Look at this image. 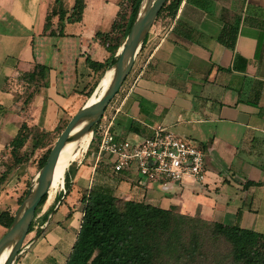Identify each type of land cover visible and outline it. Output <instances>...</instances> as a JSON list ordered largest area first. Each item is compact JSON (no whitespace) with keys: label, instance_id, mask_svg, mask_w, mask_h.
Returning <instances> with one entry per match:
<instances>
[{"label":"crops","instance_id":"0c3cea01","mask_svg":"<svg viewBox=\"0 0 264 264\" xmlns=\"http://www.w3.org/2000/svg\"><path fill=\"white\" fill-rule=\"evenodd\" d=\"M61 1L63 20L53 15L46 29L55 0H0V190L4 185L16 202L29 167L14 164L8 145L21 125L52 132L84 105L106 70L92 69L86 59L103 62L109 56L98 33L110 30L118 0H94L93 20L113 16L105 30L87 27L89 0L78 21L67 20L75 0ZM234 16L240 17L239 29L229 49L218 35ZM53 37L60 41L46 57L43 48ZM36 64L46 66L44 80L23 78ZM79 78L86 80L82 87ZM110 103L117 109L113 130L119 138L140 140L165 126L203 148L204 179L185 182L181 190L160 185V192L145 193L123 175L110 183L104 164L93 174L94 157L83 156L69 192L48 191L38 213L40 230L30 231L16 264L65 262L87 188L264 233V0H183L174 19L153 22ZM84 162L88 174L79 168Z\"/></svg>","mask_w":264,"mask_h":264},{"label":"trees","instance_id":"16d2710c","mask_svg":"<svg viewBox=\"0 0 264 264\" xmlns=\"http://www.w3.org/2000/svg\"><path fill=\"white\" fill-rule=\"evenodd\" d=\"M57 8L46 17L45 28L53 15L63 20L65 9L61 0H55ZM183 0H166L154 22L160 18L176 17ZM141 0H118V11L110 30L98 33L100 42L109 56L103 61L86 59L94 70L104 71L117 59V52L128 33ZM85 0H75L69 21L81 18ZM240 17L234 16L225 22L218 41L233 49L239 29ZM46 66L36 64L33 71L22 75L27 80L36 77L44 80ZM96 85V84H95ZM95 85L87 92L89 96ZM68 119H60L52 132L28 126L24 122L8 147L14 164L28 163L30 156L44 146V140L54 135L42 156L38 168L42 167L50 149ZM92 129V128H91ZM31 143L30 152H25ZM74 170L70 165L64 174V194L70 190ZM1 176V180L3 179ZM25 191L18 197L19 204ZM46 193L39 205L47 199ZM82 217L76 239L63 264H204L208 256L216 264H264V233L238 225H225L204 219L198 213L183 214L177 206L161 208L144 201L123 199L99 189L87 188L82 192ZM37 206V208H38ZM36 208V210H37ZM15 211L0 213V225L6 229L13 220ZM36 215V211L34 217ZM34 219V218H33ZM31 223L29 232L32 230ZM226 247V251L222 247Z\"/></svg>","mask_w":264,"mask_h":264},{"label":"built area","instance_id":"2783aa9c","mask_svg":"<svg viewBox=\"0 0 264 264\" xmlns=\"http://www.w3.org/2000/svg\"><path fill=\"white\" fill-rule=\"evenodd\" d=\"M116 112L109 102L90 130L85 152L94 145L93 174L104 164L111 179L121 175L129 179V174H136L162 186H184L186 178L195 182L204 179L207 163L203 148L165 126L154 127L140 140L119 138L113 130Z\"/></svg>","mask_w":264,"mask_h":264},{"label":"water","instance_id":"95a60500","mask_svg":"<svg viewBox=\"0 0 264 264\" xmlns=\"http://www.w3.org/2000/svg\"><path fill=\"white\" fill-rule=\"evenodd\" d=\"M165 1L141 0L128 34L117 52L116 61L104 71L84 105L68 120L64 129L56 138L45 163L34 175L25 197L14 213L11 224L0 237V254L6 248H10L3 264L17 263L36 208L51 187L55 168L63 147L68 140L90 132L93 125L99 120L106 106L129 74L134 60L142 48L145 37ZM109 69L113 70V73L106 89L97 100L88 102V99L95 95L102 86L103 76L106 75Z\"/></svg>","mask_w":264,"mask_h":264},{"label":"rangeland","instance_id":"374dc122","mask_svg":"<svg viewBox=\"0 0 264 264\" xmlns=\"http://www.w3.org/2000/svg\"><path fill=\"white\" fill-rule=\"evenodd\" d=\"M89 9L87 11V15H86V20H87V27L89 29H96V30H105L109 27V24L113 18V16L111 17V14L109 15L108 13H104L103 16V19L101 21H95L92 19V14L94 12L93 9L95 10H98L97 9V5H95V1L94 0H89ZM93 10V11H92ZM134 19V18H133ZM133 21V20H132ZM132 24V23H131ZM131 27V26H130ZM130 29V28H129ZM129 31V30H128ZM128 34V33H127ZM60 36V35H59ZM58 37H53L50 40V43L48 45H45L44 46V51L46 52V57H49L50 56V53L52 52V49H53V42L55 40V43L59 42L60 39H57ZM85 78H84V82L85 83ZM83 83H82V80L79 78V81H78V86L82 87L83 86ZM87 100V99H86ZM55 134L54 135H51L49 136L47 139L44 140V146L38 150L36 152V154H34L33 156H30L29 160H28V163L25 164V166H28L29 167V170H28V173L26 175V179L24 181V187L21 189L22 190V193L25 191L21 201L23 200V198L25 197L27 191H28V188L30 186V183L34 177V175L37 173V171L40 169L38 168V165H37V161L38 159L42 156V154L44 153V151L46 150L47 146L49 145V143H51L53 141V138H54ZM55 143V142H54ZM53 146V145H52ZM30 147H31V143L29 142L27 144V148L25 150V152L28 154L30 152ZM94 151V145H91L90 148L87 150V152H83L82 155L80 157H78L77 159L74 160V162L72 161L69 165H72V169L75 170L77 169L76 167L78 166L77 163L83 158V156H86V157H89L90 159L93 157V154L92 152ZM92 156V157H91ZM69 167V166H68ZM79 168L81 170H83L85 172V174H88V171H89V167H88V164L86 162L82 163L79 165ZM67 170V168H66ZM65 170V171H66ZM65 174V173H64ZM111 180V179H110ZM129 180L131 181H135L137 182V185L138 187H140L143 192H155V191H161L160 190V182L158 181H153V180H148V179H145V178H142L140 177L139 175H136V174H129ZM193 179L191 178H186L185 181L188 183V182H192ZM110 183L114 184L115 181L114 180H111ZM183 186H177L175 185V187L173 188L174 191L178 190V189H182ZM56 189L60 190L63 194H64V178H63V183L61 185H58L56 187ZM164 193V192H163ZM167 194V193H166ZM20 201V203H21ZM20 203L18 204L15 200V198H13L11 195H10V192L8 190V188H6L4 185L3 187L1 188L0 190V213L2 211H5L6 209H14V211L16 212L17 208L19 207ZM42 205L38 206L37 210H36V215L32 221L33 223V227H32V230H36L37 232H39L40 230V225H41V218L38 216V213L40 212V208H41ZM3 227L0 226V236H2L3 234ZM32 236L33 234L32 233H28L25 237V240H24V243H23V249L27 248V246H25L29 241L30 239H32ZM223 250L226 251V247H222ZM24 255V254H23ZM22 255V256H23ZM22 258V257H21ZM204 264H216V262L214 261L213 257L211 256H208L207 259L204 261Z\"/></svg>","mask_w":264,"mask_h":264},{"label":"bare ground","instance_id":"6f19581e","mask_svg":"<svg viewBox=\"0 0 264 264\" xmlns=\"http://www.w3.org/2000/svg\"><path fill=\"white\" fill-rule=\"evenodd\" d=\"M112 73L113 70L111 69H109L106 72V75L103 76L102 86L99 88V90L95 95H92L88 99V102H93L97 100V98L102 94V92L106 89L107 85L109 84ZM90 135H91L90 132H88L85 135H82L78 138H72L66 142L65 146L63 147L60 153L49 192H51L58 185H61L63 183L64 173L66 168L70 166L69 164L72 161L74 162V160L80 157L82 153L86 150L89 143ZM9 250L10 248H6L0 254V264H3L5 258L9 253Z\"/></svg>","mask_w":264,"mask_h":264}]
</instances>
